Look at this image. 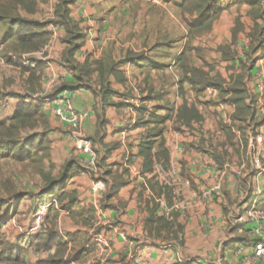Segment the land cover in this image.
Masks as SVG:
<instances>
[{"label": "crops", "instance_id": "crops-1", "mask_svg": "<svg viewBox=\"0 0 264 264\" xmlns=\"http://www.w3.org/2000/svg\"><path fill=\"white\" fill-rule=\"evenodd\" d=\"M67 2L26 9L0 0V122L11 124L21 104L38 107L42 121L16 134L46 141L19 162L35 177L23 192L16 181L9 201L23 230L40 220L41 230L0 240L25 264L58 253L37 248L49 234L64 243L62 264H264L253 257L247 221L251 208L264 213L261 0ZM17 29L45 40L28 48ZM65 97L70 110L57 115ZM77 133L92 140L91 170ZM251 138L262 148L260 168ZM53 198L58 208L41 213Z\"/></svg>", "mask_w": 264, "mask_h": 264}, {"label": "trees", "instance_id": "trees-1", "mask_svg": "<svg viewBox=\"0 0 264 264\" xmlns=\"http://www.w3.org/2000/svg\"><path fill=\"white\" fill-rule=\"evenodd\" d=\"M6 4L11 5H19L23 8H28L33 6L35 0H2ZM62 4H68L67 0H61ZM59 12L62 13V24H66L68 17V10L61 9ZM7 15L6 8L3 7L1 10L2 16ZM13 23H19V28H22V24H26L24 20H21L19 17H16L12 20ZM21 30H14V36L28 48H36L43 44L45 40V35H25L21 33ZM37 121H42V114L38 107H31L26 104H21L16 113L13 115L11 119V124H6L0 122V156L7 157L10 156L17 161H24L26 159L32 158L36 155L38 151L45 150V138L42 134H29L24 138H20L19 134H16V131L20 128H34L37 126ZM15 132V133H14ZM54 181L48 183L47 189H51ZM52 184V185H51ZM45 190L48 191V190ZM74 207L73 202L66 206L67 210L72 214V208ZM74 212V210H73ZM41 238H37V241H40ZM53 244L57 246L59 249L58 253H56L53 257L45 260L43 264H62L61 262V248H63L64 243L58 239L54 234H49L46 239L45 244H39L37 248L43 249L46 248L47 245ZM0 262H4L5 264H25L24 254L20 250H16L15 248L4 245L2 248V252L0 254Z\"/></svg>", "mask_w": 264, "mask_h": 264}, {"label": "rangeland", "instance_id": "rangeland-1", "mask_svg": "<svg viewBox=\"0 0 264 264\" xmlns=\"http://www.w3.org/2000/svg\"><path fill=\"white\" fill-rule=\"evenodd\" d=\"M20 135V134H19ZM25 134H21V136H24ZM28 136V135H27ZM36 160V159H35ZM21 161H17L16 159L7 156L2 157L0 156V236L2 239H4L6 234L8 233L10 236L14 232V230H17V233L25 234V235H34L35 232H38L41 230L40 224L41 220L36 221V224L34 225L37 229L35 231L29 230H23L21 226L18 224V217L15 218L13 214L16 212L15 204L12 202L9 204L10 196L14 194L17 190V186L15 182H19L21 185L19 186V191L23 192L26 190V179L31 182L33 181V177H35L34 172L26 163H19ZM37 162V161H35ZM37 178V177H36ZM49 200V199H48ZM54 201V204H51L52 207L58 208V203L55 198L52 199ZM49 201L44 203V205L48 204ZM43 205V206H44ZM8 206V207H7ZM47 210V208H45ZM44 210V211H45ZM42 211V208L40 210L41 213H44ZM9 225V227L7 226ZM34 228V227H33ZM3 231V233H2ZM14 236V235H13ZM23 240V237H21ZM5 240V239H4ZM21 240V241H22ZM10 241V240H9ZM1 248H3L4 245H9L5 241L0 240ZM39 252L38 250H35ZM34 251V252H35ZM25 256V254H24ZM0 264H5L4 262H0ZM34 264H36L34 262Z\"/></svg>", "mask_w": 264, "mask_h": 264}, {"label": "built area", "instance_id": "built-area-1", "mask_svg": "<svg viewBox=\"0 0 264 264\" xmlns=\"http://www.w3.org/2000/svg\"><path fill=\"white\" fill-rule=\"evenodd\" d=\"M261 3L264 5V0H261ZM39 55H40L39 53H32L29 56L35 57ZM258 80L260 81V76ZM263 86H264V82L262 81L258 86V88L262 90L264 88ZM69 110H70V100L69 97H65L62 101H60V105L55 111L57 115H62L68 112ZM260 134L261 135L259 137L264 136V123L261 126ZM73 143L75 149L78 152H80V154L82 155L81 163L83 169L91 170L96 164V155L93 151L92 140L84 137L80 133H77L73 136ZM250 145H251L252 161L255 166L260 168L262 148L259 147L252 138L250 139ZM156 171L158 174L163 172L161 168H158ZM94 187L96 190L102 189L101 183H96ZM51 204H54V201L52 199L48 202V204L41 207L42 211H44L45 208L52 206ZM247 221L250 223H255V228L252 230L253 235L255 237V241L253 245V257L256 260H264V234L261 231V223L264 221V213L257 212L255 211V209L251 208L247 213Z\"/></svg>", "mask_w": 264, "mask_h": 264}]
</instances>
